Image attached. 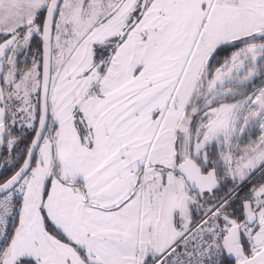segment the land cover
Returning <instances> with one entry per match:
<instances>
[{
	"label": "snow or ice",
	"instance_id": "6c2138e0",
	"mask_svg": "<svg viewBox=\"0 0 264 264\" xmlns=\"http://www.w3.org/2000/svg\"><path fill=\"white\" fill-rule=\"evenodd\" d=\"M0 264H264V0H0Z\"/></svg>",
	"mask_w": 264,
	"mask_h": 264
},
{
	"label": "trees",
	"instance_id": "16d2710c",
	"mask_svg": "<svg viewBox=\"0 0 264 264\" xmlns=\"http://www.w3.org/2000/svg\"><path fill=\"white\" fill-rule=\"evenodd\" d=\"M17 134H19V133H17ZM256 180H259V175L255 176V177L253 178L252 183H255ZM228 187H231V185L229 184ZM244 191L246 192V191H247V188H245ZM242 194H243V193H242Z\"/></svg>",
	"mask_w": 264,
	"mask_h": 264
},
{
	"label": "rangeland",
	"instance_id": "374dc122",
	"mask_svg": "<svg viewBox=\"0 0 264 264\" xmlns=\"http://www.w3.org/2000/svg\"><path fill=\"white\" fill-rule=\"evenodd\" d=\"M257 181H258V180H256V182H257ZM256 182H255V183H256Z\"/></svg>",
	"mask_w": 264,
	"mask_h": 264
}]
</instances>
